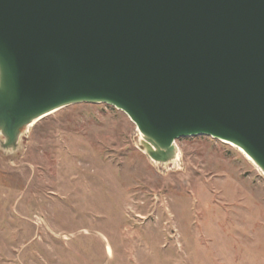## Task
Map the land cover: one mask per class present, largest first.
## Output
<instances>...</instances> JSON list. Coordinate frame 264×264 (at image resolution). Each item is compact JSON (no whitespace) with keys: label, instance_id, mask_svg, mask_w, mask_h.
I'll return each mask as SVG.
<instances>
[{"label":"water","instance_id":"95a60500","mask_svg":"<svg viewBox=\"0 0 264 264\" xmlns=\"http://www.w3.org/2000/svg\"><path fill=\"white\" fill-rule=\"evenodd\" d=\"M77 104L125 114L152 162L208 136L264 174V0H0L3 148Z\"/></svg>","mask_w":264,"mask_h":264},{"label":"rangeland","instance_id":"374dc122","mask_svg":"<svg viewBox=\"0 0 264 264\" xmlns=\"http://www.w3.org/2000/svg\"><path fill=\"white\" fill-rule=\"evenodd\" d=\"M4 143L0 264H264V176L227 144L180 138L155 163L105 104L65 107Z\"/></svg>","mask_w":264,"mask_h":264},{"label":"bare ground","instance_id":"6f19581e","mask_svg":"<svg viewBox=\"0 0 264 264\" xmlns=\"http://www.w3.org/2000/svg\"><path fill=\"white\" fill-rule=\"evenodd\" d=\"M54 112H56V111H53V112H51V113H49L48 115H50V114H52V113H54ZM47 115V116H48ZM41 118H43V117H41ZM41 118H39V119H37L36 121H38V120H40ZM36 121H34L33 123H31L30 125H28V127L29 126H31L32 124H34ZM142 140V139H141ZM222 143H224V142H222ZM224 144H227L228 146H231V147H233V148H235L241 155H243L244 156V158L247 160V161H249L251 164H253L254 166H255V164L248 158V157H246L245 156V154L240 150V149H238L237 147H235V146H233V145H230V144H228V143H224ZM175 147V146H174ZM176 149V148H175ZM174 158H176V155H175V153H174V156H173ZM174 160V159H173ZM256 167V166H255ZM257 168V167H256ZM258 169V168H257ZM259 170V169H258ZM260 171V170H259ZM261 172V171H260ZM262 173V172H261ZM262 175L264 176V174L262 173ZM107 251L109 252L110 250L109 249H107Z\"/></svg>","mask_w":264,"mask_h":264}]
</instances>
